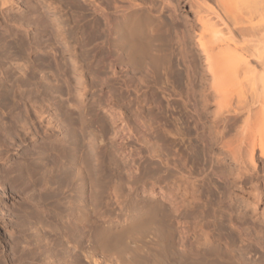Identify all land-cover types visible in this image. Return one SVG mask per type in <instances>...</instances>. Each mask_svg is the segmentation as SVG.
I'll list each match as a JSON object with an SVG mask.
<instances>
[{
    "label": "bare ground",
    "instance_id": "bare-ground-1",
    "mask_svg": "<svg viewBox=\"0 0 264 264\" xmlns=\"http://www.w3.org/2000/svg\"><path fill=\"white\" fill-rule=\"evenodd\" d=\"M150 1L153 2H71L74 7L77 3L82 9L84 6L86 12L83 17L86 36L80 44L85 48L88 60L81 67L77 63V54L73 52L74 46L64 41L70 53L69 63L76 71L72 75L73 81L63 70L69 65L63 64L62 56L56 57L52 45L43 49L47 59L45 66L63 74L67 85L64 94L70 96L71 86L76 89L78 98H67L66 105L78 111L81 122L83 117H89L79 138L70 130L69 113H62L63 119L59 122L53 113H49L50 110L45 111V106L51 108V102L55 101L53 93L56 86L52 78L47 80L49 95L42 101L33 102L36 107L32 110L36 112L40 124L44 125L41 138L44 144L48 142L50 146L47 151L51 153L49 158L56 168L55 172L64 176L63 172H67L69 167L72 171L70 164L78 160L77 155L72 153L78 147L82 153L79 145L82 146L85 140L89 143L88 148L92 149V181L80 182L81 166L76 165L73 171L77 180L57 186L67 199L64 213L68 224L65 229L69 231L70 226H79L83 237L89 231L84 254L91 264H133L152 251L148 246L150 244H156L162 252H166L174 244V228L181 229L178 231L177 246L182 254L185 253L186 233L192 228L182 225L178 220L179 208L175 207L174 213L172 204L189 197L196 208L203 207L200 214H206V203L202 198L209 193L211 175L222 180L225 187L236 183L244 187L249 184L247 191L252 206L264 199L259 182L254 181L257 177L254 172L256 150L264 160V0H188L194 10L195 23L199 26L196 29L193 24L190 25L198 50L196 54L202 58V68L209 76H206L209 79L206 86L213 107L211 114L204 111L209 102L204 94L205 85L199 95L200 109L187 100V94L182 90L184 85L186 89L192 87L194 76L193 63L186 58L190 45L184 33L181 32L176 63L162 53L159 44L163 33L162 13L170 8L172 0H158L159 8L155 9L156 5ZM7 2L9 0H1L0 8ZM41 2L51 14H58L47 0ZM37 22L38 28H42L47 24V18L38 17ZM61 24L59 18L54 19L53 26L60 33ZM10 26L14 33L21 34L27 24L13 21ZM30 42L28 47L24 45L23 50L20 47L23 56L18 58L20 64L17 60L18 69L26 70L30 64L29 55L42 51ZM90 75L93 79L87 78ZM64 94L58 92L62 98ZM88 95L89 100L85 102ZM95 109H103L104 121L108 120L109 126L93 119ZM29 122L21 124L19 139H22V134H27L29 127L26 125ZM57 132L68 139L55 148V142L52 144L49 139L52 135L55 138ZM212 150H218L222 157L214 156ZM66 154L70 158L68 161ZM225 160L233 165L227 174L221 167H226L223 164ZM43 168L45 170L46 166ZM107 168H110L109 175L105 177L108 188L103 179L104 173H108ZM53 172L50 167L43 174L50 176ZM46 175H42L41 188H47ZM65 190L74 193L66 195ZM105 190L117 212L110 213L103 221L101 218L105 217V213L99 209L98 198ZM156 195L164 201L155 199ZM87 199H90V205L96 203L91 209ZM211 223L217 226L215 221ZM192 224L199 226L195 222ZM200 238L206 247L194 253L195 264H264L260 244L256 245L259 251L240 246L236 261L230 262L229 257H220L217 251L210 248L211 236L208 233L201 232ZM229 238L227 232L221 233L220 240H224L222 246L230 252ZM55 256L49 253L47 264L71 263L69 250L62 262L58 261L59 255L58 259ZM187 257L190 259V254Z\"/></svg>",
    "mask_w": 264,
    "mask_h": 264
},
{
    "label": "rangeland",
    "instance_id": "rangeland-1",
    "mask_svg": "<svg viewBox=\"0 0 264 264\" xmlns=\"http://www.w3.org/2000/svg\"><path fill=\"white\" fill-rule=\"evenodd\" d=\"M41 1L9 0V2L0 8V264H47L49 263V260H47L49 253H52L54 256L56 255L55 259H58L57 256L59 255L58 261L62 262L61 259L64 258L68 250L71 255L68 258L71 260L70 264H91V261L84 254L86 236L89 234V231L83 237L79 233V226H73L74 228L70 226V229H72H69V231L65 229V226L68 224L64 213L67 199L63 196L61 190H57V186L61 187L77 180V176L74 174L75 171H73L76 165L82 167H80L82 174L78 177L79 181L84 180L87 183L92 181L94 173L93 152L90 151L92 149L88 148L89 143L85 142V140L82 146L81 144L79 145L82 153H80L79 147L72 153L77 155L76 159L78 158V160H75V164H70L73 172L70 171V167L67 172H63L64 176L60 175L59 172H55L56 168L49 158L51 153L47 151L50 150V146H48V142L44 144L41 138L44 125L40 124L36 112L32 110V107H36V104H33L34 101H42L46 95H49L47 80L50 78L52 80L55 79L54 85L56 88L54 92H56L53 93L55 101L51 102V108L49 105H46L45 111L48 112L50 110L51 112L49 113H53L55 120L59 122L63 119L62 113H69L72 125L70 130L74 131L75 135L79 138L82 132L84 133V128L87 126L89 117H83V121L81 122L80 116L77 113L78 111L67 106L68 104L66 103L67 98H73L74 100L78 98L76 89L74 86H71L70 96L64 94L67 85L63 79V74L62 72L58 73L54 68H47L45 66L47 65V59L43 54V49L52 45L56 57L62 56L63 64L70 66L63 67L64 73L68 78L74 79L73 76L76 71L71 66L72 64L69 63L70 53L66 50L64 41H68L71 47L74 46L73 52L77 54V63L83 67L88 62L85 48L80 44L86 36L83 27L85 22V18L83 19V17L86 12L84 6L82 9V6L80 7L78 3L74 7L73 3H71L73 0H47L48 4L53 6L58 13L57 15H53ZM75 1L80 3V0ZM153 2L152 4L156 5L154 6L155 9V7H158L159 2L158 0H153ZM2 9H4L3 12H1ZM38 17L40 19L43 17L47 18V24L42 28H38L37 26ZM162 17L164 31L162 30V38L159 42L162 53L171 62L176 63V57L180 52L182 40L181 32L184 33L185 40H188L190 45L188 49L190 52L186 54V58L188 57L187 59L193 63L194 76L191 81L192 87L186 89L184 85L182 90L187 94V100L191 104H194L197 109H200L199 95L202 86L204 87L205 85L203 89L206 93L204 94L207 95V102H209L204 107V111L211 114L213 107L209 100V89L206 86L208 85L209 76L205 74L202 68L203 63L200 61L202 58L196 54L198 50L194 39H192L194 38V34L190 27L193 24L196 29L199 28L195 23L194 10L191 8L188 0H172L170 8L163 11ZM55 18H59L62 23L61 33L64 35V38L58 32L59 30L53 26ZM13 21H23L27 24L23 31H21V34L13 32L10 26V23ZM51 30H54L53 33ZM28 40L31 41L30 43L33 46L42 49V51L28 54L30 62L28 68L26 70L18 69V65H16L17 60L23 56V51L21 52L20 47L22 46V50L24 45L28 47ZM20 52L22 53L21 55H19ZM62 52L63 54L61 55ZM19 61L18 64H20ZM40 63L43 64L38 67ZM39 70L42 73H39ZM23 71L25 74H23ZM42 74H44L43 77H41ZM202 77H204L206 84H204L205 81ZM87 78L93 79L91 75ZM200 81H204L202 85ZM37 88L38 90H36ZM58 92L64 94V96L62 95L63 98L58 95ZM88 100L89 95L85 97L84 101L87 102ZM95 110L93 112L95 115L93 119L97 122L101 120V123L105 122L109 126L108 120L104 121L105 113L103 109ZM24 121H30L26 125L29 127V130L27 134H22V139L20 138L22 141H20V126ZM206 125H208V122H206ZM58 133L54 134L55 138L52 135L51 139H49L52 144L55 142V148L60 147L61 143L63 144L68 139L64 134ZM212 153L216 157H220L221 155L218 150H212ZM255 155L254 172H256L257 177H255L254 181L259 182H257L259 190L261 196L264 198V168L262 167L264 160L259 156L258 150H256ZM66 159L67 161L70 160L68 154H66ZM223 164L226 167H221L225 169V173L227 174V170L233 165L229 160L223 161ZM45 166V170H49L52 167L55 173L53 172L54 174L52 173L50 176L43 174L45 171L43 167ZM105 167H107L106 164ZM68 171L71 172V174L69 173L70 175ZM106 171L108 173L106 172V175L104 173L103 179L107 183L106 187H109L105 177L109 175L110 168L109 170L107 168ZM27 174L30 175L29 179L27 178ZM42 175L44 177L46 175L48 178L47 188L40 187L42 185ZM209 179V193L202 198L206 203V208H204L206 214L201 215L200 210L203 207L196 208L195 204L190 202L191 198L189 197L184 198L183 202L176 200L172 204V211H174L175 207L179 208L177 212L179 214L178 220L182 225L192 228L191 231L186 233L188 240L185 253L182 254L177 246L178 231L181 229L174 228V244L166 252H162L156 244H150L148 246L151 247L152 251L133 264H195L194 253L201 252L206 247L200 240L201 232L208 233L211 236L209 239L210 248L217 251L220 257H229L230 262L236 261L235 257H238L240 246H245L246 250L256 251L257 244H260L262 247L261 252L264 261V199L261 200L262 202L260 201L252 206L248 197L249 192L247 191L249 184L245 185L246 187L237 183L232 187H225L226 185H224L223 181L215 176L211 175ZM49 185L52 186L53 191ZM242 191L244 192L243 194ZM49 192L53 193L52 197ZM72 192L65 190L66 195L70 193L72 195L74 193ZM107 194L108 191L105 190L98 198L99 209L105 213V217L101 218L103 221L109 217L110 213L114 214L117 212L115 206L109 202L110 198L107 197ZM141 195L142 193L140 192L139 196ZM155 199L164 201L159 195H156ZM59 201H62V203H59ZM89 202L90 199H87L88 204ZM95 204L92 202V205ZM92 205H90V209ZM93 213L94 211L92 215ZM174 213L172 212V215ZM212 221H215L217 226H213ZM194 222L199 224V226H194L192 224ZM70 232L71 234L69 235ZM223 232L229 234L230 252L222 246L224 240H220V236ZM156 239L157 237L154 240ZM188 254H190V259L187 257Z\"/></svg>",
    "mask_w": 264,
    "mask_h": 264
}]
</instances>
